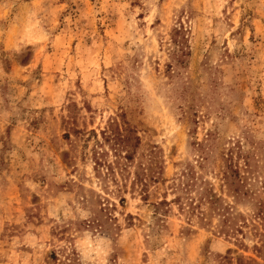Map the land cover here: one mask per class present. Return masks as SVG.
Instances as JSON below:
<instances>
[{
  "label": "rangeland",
  "instance_id": "rangeland-1",
  "mask_svg": "<svg viewBox=\"0 0 264 264\" xmlns=\"http://www.w3.org/2000/svg\"><path fill=\"white\" fill-rule=\"evenodd\" d=\"M112 118L166 180L194 141L232 154L252 192L241 242L175 204L156 220L165 185L117 193L92 157L97 138L114 159ZM263 185L264 0H0V264H264Z\"/></svg>",
  "mask_w": 264,
  "mask_h": 264
},
{
  "label": "trees",
  "instance_id": "trees-1",
  "mask_svg": "<svg viewBox=\"0 0 264 264\" xmlns=\"http://www.w3.org/2000/svg\"><path fill=\"white\" fill-rule=\"evenodd\" d=\"M182 33V26L173 29L172 41L176 46L177 53L174 54L176 59L180 55L178 51L184 44ZM111 120L108 130H101V136L109 144L114 159L104 160L106 152L98 151L102 147V142L97 138L92 147V157L94 165L104 166L103 177L104 179L106 177L105 180L112 181L117 193H124L130 189V193H138L143 201H147L151 194V186L159 189L158 184L165 185V190L160 194L161 197L156 196L153 202H149L153 207V214L157 216L156 220H161L159 216L164 215L169 206L175 204L181 213H185L187 220L196 218L201 226H209L214 223L213 219L217 218L215 223L217 233L233 238L238 243L241 242L244 235L243 227L248 222L236 205L242 199L251 197L252 192L246 186L245 176L241 174V167L233 159L232 154L223 153L220 161L216 162L213 159V144L208 141H194V148L199 154L198 158L195 161L186 162L174 177L166 180L161 176V167L158 164L154 165L152 150L140 160H135V152L140 145L136 129L123 118L122 123L115 118ZM210 159L216 166L211 172L219 181L218 190L205 175ZM248 161L247 158L244 160V169H251ZM132 167L134 169H131ZM168 191L172 195L170 199L167 198ZM227 197L232 199L227 200ZM119 201L122 204L125 202L123 194L119 196ZM254 214L264 222L262 205ZM87 224L105 227L102 216L99 214L88 220Z\"/></svg>",
  "mask_w": 264,
  "mask_h": 264
}]
</instances>
